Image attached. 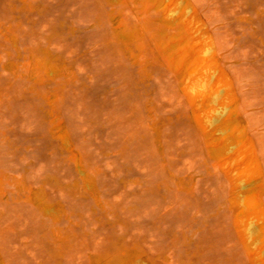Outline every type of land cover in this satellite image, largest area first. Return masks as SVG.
Wrapping results in <instances>:
<instances>
[{
	"label": "rangeland",
	"instance_id": "rangeland-1",
	"mask_svg": "<svg viewBox=\"0 0 264 264\" xmlns=\"http://www.w3.org/2000/svg\"><path fill=\"white\" fill-rule=\"evenodd\" d=\"M167 1L0 0V264H264L247 228L264 222V0L173 1L214 59L190 84L151 41ZM212 78L208 114L234 119L210 130ZM201 127L234 132L222 165ZM250 189L261 212L242 216Z\"/></svg>",
	"mask_w": 264,
	"mask_h": 264
},
{
	"label": "bare ground",
	"instance_id": "bare-ground-1",
	"mask_svg": "<svg viewBox=\"0 0 264 264\" xmlns=\"http://www.w3.org/2000/svg\"><path fill=\"white\" fill-rule=\"evenodd\" d=\"M148 1L149 0H143V2L146 4L148 3ZM173 1L174 0H168L166 4L160 7L159 9L154 8L153 14L157 19L155 24L157 25L158 28L155 30V32L150 34L151 41L154 43V47H155V50H156V53L159 59L161 58L162 60L161 63H164L167 69H169L171 72L176 73L180 75L181 77H183L182 79H183L184 84H190L202 77V75L207 69L206 67L208 63L210 61L213 62L212 60L214 59L213 57H211V54L209 53L207 54L200 53L198 51L199 45L197 44V42L193 40V37L187 34L186 32L187 30H185V26L187 24L188 18H185L182 16V12H183L182 5L180 6V9L177 11V15L182 16L180 23L177 25H173L172 23H170V21L167 20V13ZM145 5L138 12V14L142 17V20L144 22V29H147L148 27L151 26L149 23V20L151 17H153L150 15L151 11H153L152 9L153 6L151 5L145 6ZM128 30L129 29H127V27L119 25V26H116L113 31L115 39L118 41L120 46L123 48H126L127 46H129L128 43L132 41L133 33L131 32L129 33ZM126 31L128 32L127 34H125ZM171 33H175V34L171 35ZM168 34H170L171 36H169ZM135 52L130 53L131 58L135 62H139L140 56L142 55V51L138 50V52L136 53ZM206 58H211V59L207 61ZM215 87H216V83L213 78L207 82L202 83L200 86V90H201L200 92L202 91L203 92H202L201 100L198 104V108L203 113H206V115L208 114V112L214 110L215 107H217V105L223 99V95L221 94L220 96L212 97V92L215 90ZM54 101L53 100L50 101V99H47V103L49 105L48 107L49 113L52 119V125L53 124L56 125L53 119ZM233 119L234 117L232 116H229V117L221 116L220 117V116H213V115L208 114L206 117V122L210 130H213L218 125L230 124ZM210 130H207L206 128H202V127L200 128V131L202 132L204 136L205 148L208 154L210 155V157L212 158L214 162V167H215V166L222 165V163L225 161L222 151L227 144H230L235 140V136H234V132L228 130V131H224L220 135L219 139L214 140L210 136L211 135ZM156 133L157 135L159 134L158 130H156ZM236 137H237V140H236L237 143H236L235 149L239 150V149L244 148L245 141L243 139V136L239 134ZM232 153L234 154L235 152H232ZM76 169H77L78 175L81 178H84L83 170L77 163H76ZM180 187L189 189V186L187 185L185 186L184 184H181ZM249 191H250V194L247 197H245L241 203L240 214L242 216H247L253 211H256L258 213L261 212V209L258 206L257 201L255 200L257 193L256 194L254 192L252 193V189H250ZM247 228L249 231L250 240L256 241L255 250H258L261 252L262 259L264 260V222L261 219L256 218L254 220L247 222Z\"/></svg>",
	"mask_w": 264,
	"mask_h": 264
}]
</instances>
